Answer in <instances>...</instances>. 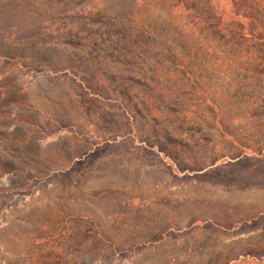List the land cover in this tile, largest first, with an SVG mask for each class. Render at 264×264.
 Returning a JSON list of instances; mask_svg holds the SVG:
<instances>
[{
  "label": "rangeland",
  "instance_id": "obj_1",
  "mask_svg": "<svg viewBox=\"0 0 264 264\" xmlns=\"http://www.w3.org/2000/svg\"><path fill=\"white\" fill-rule=\"evenodd\" d=\"M231 7L0 0V264H264V0Z\"/></svg>",
  "mask_w": 264,
  "mask_h": 264
},
{
  "label": "trees",
  "instance_id": "obj_2",
  "mask_svg": "<svg viewBox=\"0 0 264 264\" xmlns=\"http://www.w3.org/2000/svg\"><path fill=\"white\" fill-rule=\"evenodd\" d=\"M177 3L180 7L183 8V10L185 11L186 14L192 13V21L191 24L197 22V26L198 25H204L205 27H209L212 28L214 30L217 31H224L225 25H232L234 23H240V21L243 19V15H244V11L240 10V11H236L234 9H232L231 5H234V0H231L229 7L230 9L227 10H222V12H220L219 10L215 9L209 10V8L206 9L205 11H201L200 13H198L197 11L194 12V7H187L185 5V3L181 0H177ZM210 4V3H209ZM237 7L238 5L235 4ZM175 7V6H174ZM173 6H171L170 11H172L173 13ZM219 11V12H218ZM194 50V48L192 47L190 49V53H192ZM186 57H180L178 54L175 57V61L179 63L183 62H187ZM155 68H157V65L154 66ZM176 67H179L176 65ZM152 112H154V110H152ZM151 112V114H152ZM133 148H135V146L132 143ZM161 149V148H160ZM162 151V150H161ZM89 156V155H88ZM228 165V164H227Z\"/></svg>",
  "mask_w": 264,
  "mask_h": 264
}]
</instances>
